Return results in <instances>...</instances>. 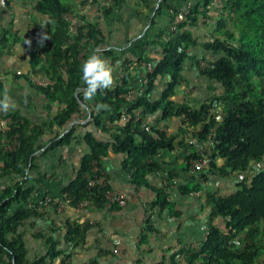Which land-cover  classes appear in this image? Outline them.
Here are the masks:
<instances>
[{
	"label": "trees",
	"instance_id": "1",
	"mask_svg": "<svg viewBox=\"0 0 264 264\" xmlns=\"http://www.w3.org/2000/svg\"><path fill=\"white\" fill-rule=\"evenodd\" d=\"M18 2L29 6L36 19L42 18L36 26L47 35L37 49L29 50L31 72H39L56 86L54 90L38 88L30 74L21 79L45 98L50 110L58 105L59 111L42 124L19 112L6 113L13 123L10 132L0 133V264H54L58 260L70 264L73 253L87 245L93 227L67 221L65 247L55 238L42 237L48 254L31 258L24 231L27 222L45 217L48 206L47 200H34L41 181L30 182L38 155L54 156L61 149L82 144L90 153L82 158L75 179L65 186L61 203L68 199L78 209L80 203L89 201L92 208L104 210L112 189L108 184L91 187L90 177L96 168L102 171L105 159L125 156L123 170L132 185L156 195L141 240L145 244L158 232L152 217H182L171 193L180 175L170 170L165 159L179 153L183 157L180 168L187 177L178 192L182 198L201 194L208 212L206 238L155 264H264V0H205L188 9V14L164 0L159 13L165 8L173 10L178 30L168 36L147 75V87L139 91H135L139 80L130 67L132 59L122 60L113 49L103 50L107 40L103 27L122 0H8L7 10ZM87 5L96 7L101 15L92 18L82 13ZM175 14H186L185 21L175 22ZM4 28L0 30V56L24 46L27 40L19 31ZM148 50V44L135 49L136 64L149 59ZM93 53L113 66L122 61L121 79L89 100L82 67ZM190 68L197 70L209 92L200 104L178 101L184 87L190 85L185 76ZM3 87L0 81V91ZM131 92L128 100L125 97ZM82 105L88 106L97 134L77 136L73 123L81 115ZM170 119L180 120L178 132H169L166 123ZM56 128L64 133L57 135ZM49 135L53 137L46 142ZM191 138L197 144H191ZM203 145L205 151L201 152ZM205 157L211 159L209 167L195 173L194 163ZM151 176H162L163 187H152ZM212 178L233 181V193L222 197L208 190ZM61 203L50 204L60 212ZM120 209L114 205L110 210Z\"/></svg>",
	"mask_w": 264,
	"mask_h": 264
},
{
	"label": "crops",
	"instance_id": "2",
	"mask_svg": "<svg viewBox=\"0 0 264 264\" xmlns=\"http://www.w3.org/2000/svg\"><path fill=\"white\" fill-rule=\"evenodd\" d=\"M122 1V6L116 8L112 19L103 27L107 38L103 50L113 49L119 59H132L134 62L131 65L133 73L136 80H139L151 67H154L155 61L163 52L168 36L172 33L173 10L169 11L165 8L159 13L160 4H163L164 0ZM204 2L205 0H170L171 5L183 8L187 10L186 12L189 8L203 5ZM18 5L21 6V16L17 15ZM28 7L18 2L14 4L13 9L6 13L7 6L2 9L0 5V13L6 14L4 21L10 23L11 30L13 32L19 31L21 36H25L29 41L28 44L18 45L0 56V81L4 84L0 93L5 88L8 89V93L16 105L15 109L10 110V112H19L31 122L42 124L55 117L59 111L58 105H54L53 109L50 110L45 98L31 84L17 75V72L22 70L25 75L30 74L31 77L43 78L39 72L37 74L31 72L29 50L37 49L47 35L45 32L43 34L37 26V30L30 31L32 28H30L28 16L24 12L25 8ZM30 11L27 10V13ZM82 13L92 18L101 15L96 7L90 5L82 9ZM17 21L20 26L18 28L15 24ZM25 22H27L26 25ZM24 25L25 29L22 28ZM21 31H24L25 35ZM146 44L149 45L148 54L150 57L139 66L136 64L137 59L133 57V52L137 47ZM198 56L199 58L202 57L201 54ZM121 64L122 61H119L113 66L110 62L113 68V85H116L121 79L119 76ZM11 65L15 68L13 72ZM195 84L202 85V96L209 95L207 85L203 80L199 78ZM134 86L135 91L142 89L139 84ZM187 87L189 89L194 88L190 85ZM187 92H189L188 89ZM193 98L192 102L200 104L207 97ZM189 99L188 97H179L178 101L183 102ZM196 99H199V102H196ZM166 124L171 133L178 132L181 125L178 119H170ZM74 125L77 126V136H85L88 132L97 134V129L91 121L88 106H82L81 115L75 120ZM63 133L64 130L56 128L57 135ZM52 137V135L47 136L45 141H50ZM89 153V148L82 144L61 149L54 156L51 154L48 156L38 155L36 168L32 171L30 180L32 185L36 184L38 180L41 181V184H38L39 187L34 200L39 202L51 200L52 204L61 203V194L65 186L75 179L82 158ZM178 157L179 153L168 155L165 159L170 164V170H175L180 175V178L178 177L172 184L171 193L182 217L180 220L171 219L168 216H164L162 219L152 217L158 232L150 235L147 243L142 244L141 240L151 215V204L156 199V195L152 190L138 189L132 185L131 179L123 170L125 156H111L102 163L104 181L112 190L126 195L128 205L118 211L94 208L75 209L67 206L65 211L58 212L47 204L48 206L44 209V218L33 219L25 224L24 231L27 234L26 243L30 257H44L48 254L46 241L42 237L46 239L55 238L62 248L65 247L63 245V232L67 221L76 222L83 226L89 224L93 227L87 245L73 253L71 260H69L70 264H91L94 260H99L101 264H139V262L155 264L162 261L165 255L170 256L174 251L192 242L203 241L206 238L205 223L208 212L204 208L201 194H197L194 198H182L179 194L178 187L185 182L187 175L183 174L180 168L183 157H179L177 160ZM161 177L151 176L149 178L151 186L158 189L163 187L164 182ZM115 250H118V253H115ZM54 264H62V260H58Z\"/></svg>",
	"mask_w": 264,
	"mask_h": 264
},
{
	"label": "built area",
	"instance_id": "3",
	"mask_svg": "<svg viewBox=\"0 0 264 264\" xmlns=\"http://www.w3.org/2000/svg\"><path fill=\"white\" fill-rule=\"evenodd\" d=\"M186 14H188V12ZM186 14H179V15L175 14L174 15V17L176 18L175 22L182 23L183 21H185ZM171 30H172V32L177 31L178 30L177 24L174 23ZM132 68L133 67L131 66V69ZM152 71H153V68L151 67L148 70V72L143 74V76L139 79V85L142 86V88L143 87H147V85L149 83L147 75H148V73H151ZM17 75L19 77H24L25 73L22 70H19L17 72ZM32 79H33L34 85L36 87H38V88L54 90V88L56 86V82H54L52 80H49V79L41 78V77H38V76H33ZM133 94L134 93L131 92L125 98L130 100L132 98ZM12 123H13V121H12V118L10 116H8L6 113L4 114L3 112H0V133H4L5 134V133L10 132ZM210 139H212V137ZM190 141H191V144H197L196 143V139H194V138H191ZM13 149L14 148L12 146L9 147V151H12ZM204 151H205V147L203 145V146H201V152H204ZM210 162H211L210 157H205L204 159H202L200 161H196L194 163L193 171L195 173L196 172H198V173L202 172L205 168L209 167ZM99 173H102V171L99 168H96L95 171H94L93 176L90 177V180H89L91 187H96V186H99V185H103V186L107 185V183L104 181L103 174H102V178L98 177ZM66 199H67V197H66ZM50 203H52V201L51 200H47V204L49 206L51 205ZM70 205H71V201H69L67 199L66 202H63V203L58 205L59 211L60 212L65 211L66 207L70 206ZM114 205H117L120 208L126 207L128 205L127 196L122 194V193H119V192H117L115 190L109 191L108 194H107V205H106L105 209L110 210V209L113 208ZM79 208L80 209L92 208V204L89 201H85V202L80 203ZM114 252L118 253V250H115Z\"/></svg>",
	"mask_w": 264,
	"mask_h": 264
},
{
	"label": "clouds",
	"instance_id": "4",
	"mask_svg": "<svg viewBox=\"0 0 264 264\" xmlns=\"http://www.w3.org/2000/svg\"><path fill=\"white\" fill-rule=\"evenodd\" d=\"M45 39H47V37H45ZM28 43L29 41L25 40V44ZM82 80L86 86V99H92L98 91L103 93L105 90H109L114 84L113 68L110 62L93 53L83 63ZM15 107L16 105L9 95L8 89L5 88L3 92L0 93V112L8 113L10 110H14Z\"/></svg>",
	"mask_w": 264,
	"mask_h": 264
},
{
	"label": "rangeland",
	"instance_id": "5",
	"mask_svg": "<svg viewBox=\"0 0 264 264\" xmlns=\"http://www.w3.org/2000/svg\"><path fill=\"white\" fill-rule=\"evenodd\" d=\"M7 1L8 0H0V5L2 6V9H4V7H6V2ZM20 7L21 6L18 5V8H17V15L18 16H21V14H22V12L20 11V9H21ZM27 10L30 11L31 8L28 7V8H25V10H24L25 14H27V16H28V24L30 25V28H32V29H30V31H32V30L35 31V30H37L36 29L37 28L36 27V24L38 25L42 18L38 17V19H36L34 17V13H32L31 11H30V13L29 12L27 13ZM6 13H8V10L6 11ZM0 15H1V18H2V24L0 23V30H1V27L3 26V24L5 26L4 29H10V23L4 21V17H5L6 14L4 15V13L1 12ZM26 23L27 22H25V25H26ZM15 24H16L17 28L20 27L19 24H18V21ZM25 25L22 28L25 29ZM202 28H203V30H206L207 31V28L206 27L203 26ZM21 32L24 33V31H21ZM175 32H177V31H175ZM175 32H172V33H175ZM24 35H25V33H24ZM203 64L206 65L205 63H203ZM11 68H12V72H13V70H15V68H13L12 65H11ZM187 72H188L187 75L185 73L186 80H188L190 82V86L191 87L194 86V88H190L189 89V87H187V85H186L185 86L186 88L185 87H184V89L182 88L183 91H182V94H181L180 97H188V99L191 97L189 99V101H191V100L194 99L193 97H202V90H201L202 85L201 84L200 85H196L195 84L196 81L199 79V75H198V72H197L196 69H192L191 68ZM187 89L189 90V92H187ZM196 102H199V99L198 100L196 99ZM233 184H234V182L233 181H230V179H227L225 181L224 180L221 181L219 179H213L212 178L210 180V182H209L208 190H211L212 189V190L218 192L222 197H227L228 195H230L231 193H233V189H234ZM192 243H194V242H192ZM195 244L196 243H194V245ZM187 246L189 247L190 244H188Z\"/></svg>",
	"mask_w": 264,
	"mask_h": 264
},
{
	"label": "water",
	"instance_id": "6",
	"mask_svg": "<svg viewBox=\"0 0 264 264\" xmlns=\"http://www.w3.org/2000/svg\"><path fill=\"white\" fill-rule=\"evenodd\" d=\"M83 107L85 106V105H82Z\"/></svg>",
	"mask_w": 264,
	"mask_h": 264
}]
</instances>
